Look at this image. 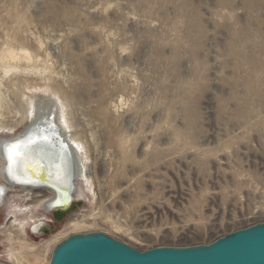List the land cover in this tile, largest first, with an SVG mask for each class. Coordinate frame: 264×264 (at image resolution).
<instances>
[{
	"label": "rangeland",
	"instance_id": "374dc122",
	"mask_svg": "<svg viewBox=\"0 0 264 264\" xmlns=\"http://www.w3.org/2000/svg\"><path fill=\"white\" fill-rule=\"evenodd\" d=\"M46 97L83 194L46 211L11 189L0 262L47 264L71 234L142 251L264 221V0H0V138Z\"/></svg>",
	"mask_w": 264,
	"mask_h": 264
},
{
	"label": "water",
	"instance_id": "95a60500",
	"mask_svg": "<svg viewBox=\"0 0 264 264\" xmlns=\"http://www.w3.org/2000/svg\"><path fill=\"white\" fill-rule=\"evenodd\" d=\"M41 135L47 141L55 140L53 147H50L53 150H58L60 144L66 151L72 181L75 177L74 151L61 135L57 124H43L39 119L33 120L20 134L1 144V155L4 153L7 160L5 153L9 146L15 145L22 150L26 146L23 145L24 141H30L31 145L38 141ZM7 164L3 165V171L13 185L32 188L48 185L39 183L40 179L32 181L38 184L14 181L7 174L10 168ZM73 190L74 185L70 183L67 199L57 203L56 195L53 194L52 199L45 202V208L48 211L66 210L73 201ZM41 225L40 223L38 231ZM47 264H264V221L224 234L207 244L163 245L142 251L101 232L71 234L53 247Z\"/></svg>",
	"mask_w": 264,
	"mask_h": 264
},
{
	"label": "bare ground",
	"instance_id": "6f19581e",
	"mask_svg": "<svg viewBox=\"0 0 264 264\" xmlns=\"http://www.w3.org/2000/svg\"><path fill=\"white\" fill-rule=\"evenodd\" d=\"M41 97L43 96H40V98ZM38 100V98H35L34 101H32L31 114L23 129L33 120L37 119L43 122V124H49L50 122L51 124H57L61 130V135L65 137V141L74 151L75 177L71 181L66 151L60 147V144L58 150L50 148L55 144V140L51 142L47 141L43 138L44 134L40 136L42 140L40 138L31 145H29L30 141H24L23 145L26 146L22 148V150L18 149L15 145L9 146L5 153L7 160L4 158V153L1 155L0 152V205H3L6 213L23 211L22 207H20L21 205L15 203L11 199L12 195L9 191L12 192L11 189L13 188L15 192L20 190L23 191L25 195H33L37 191L42 192L39 206L46 211L48 210L45 208V202L51 200L53 194L56 195L57 203L64 202L67 199L70 183L74 185V190L72 192L73 199L83 194L81 178L84 177L85 179L86 176L84 157L81 155V146L68 135L63 118L62 106L51 97H46L41 101ZM37 101L40 105L38 103L36 104ZM44 127L47 128L46 125H44ZM23 129L10 136L0 138V146L5 141H9L15 135L20 134ZM47 139L49 140L50 136ZM53 142L54 144L52 145ZM5 163H8L7 166H10L9 170H7V174L14 181L32 182L40 179L41 181L39 183H46L48 185L39 188L13 185V183L9 182L7 175H5L3 171V165ZM32 183L38 184L37 182ZM45 193L47 194L44 195ZM38 217L41 218L42 216L39 215Z\"/></svg>",
	"mask_w": 264,
	"mask_h": 264
}]
</instances>
